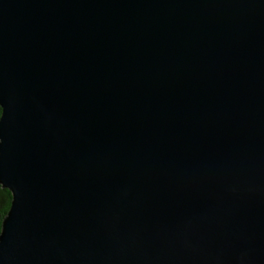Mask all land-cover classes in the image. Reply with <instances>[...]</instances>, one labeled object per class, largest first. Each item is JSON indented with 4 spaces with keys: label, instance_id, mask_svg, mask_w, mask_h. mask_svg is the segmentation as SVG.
<instances>
[{
    "label": "water",
    "instance_id": "obj_1",
    "mask_svg": "<svg viewBox=\"0 0 264 264\" xmlns=\"http://www.w3.org/2000/svg\"><path fill=\"white\" fill-rule=\"evenodd\" d=\"M0 264H264V0H0Z\"/></svg>",
    "mask_w": 264,
    "mask_h": 264
},
{
    "label": "trees",
    "instance_id": "obj_2",
    "mask_svg": "<svg viewBox=\"0 0 264 264\" xmlns=\"http://www.w3.org/2000/svg\"><path fill=\"white\" fill-rule=\"evenodd\" d=\"M11 203V194L8 190L3 189L0 186V231H1V225L3 218L7 214V211L10 207Z\"/></svg>",
    "mask_w": 264,
    "mask_h": 264
}]
</instances>
